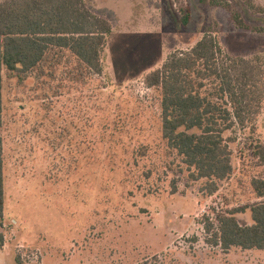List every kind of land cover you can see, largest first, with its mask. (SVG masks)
<instances>
[{
  "label": "rangeland",
  "instance_id": "1",
  "mask_svg": "<svg viewBox=\"0 0 264 264\" xmlns=\"http://www.w3.org/2000/svg\"><path fill=\"white\" fill-rule=\"evenodd\" d=\"M84 2L112 27L101 76L19 85L2 74L0 264H264V251L207 244L201 224L212 207L244 206L250 178L264 176L248 135L230 145L233 176L207 197L167 148L159 94L143 84L205 35L223 57L264 69V0ZM255 126L264 145V103ZM236 219L252 224L249 211Z\"/></svg>",
  "mask_w": 264,
  "mask_h": 264
},
{
  "label": "trees",
  "instance_id": "2",
  "mask_svg": "<svg viewBox=\"0 0 264 264\" xmlns=\"http://www.w3.org/2000/svg\"><path fill=\"white\" fill-rule=\"evenodd\" d=\"M264 13V10L262 11ZM183 24L188 17L182 18ZM111 24L84 0H5L0 2V129L3 72L22 85L28 79L86 81L103 73L102 54ZM159 94L161 137L185 165L192 181L204 180L207 197L233 176L230 145L248 135L255 167L264 170V145L254 139L264 103V69L257 59L223 57L205 35L187 51L172 53L143 79ZM244 206L210 208L202 217L207 244L223 250L264 251V176L251 177ZM4 210V160L0 138V224ZM250 212L252 224L236 216ZM5 239L0 232V249ZM19 257L16 258L19 264Z\"/></svg>",
  "mask_w": 264,
  "mask_h": 264
}]
</instances>
